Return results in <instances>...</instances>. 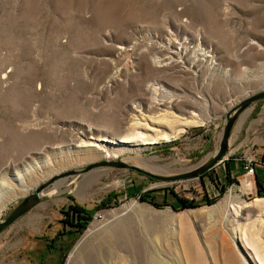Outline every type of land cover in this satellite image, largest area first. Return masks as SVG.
<instances>
[{"label": "rangeland", "instance_id": "374dc122", "mask_svg": "<svg viewBox=\"0 0 264 264\" xmlns=\"http://www.w3.org/2000/svg\"><path fill=\"white\" fill-rule=\"evenodd\" d=\"M263 86L264 0H0V220L105 157L84 142L111 139L109 159L166 176L196 166ZM193 113L174 139L141 143ZM217 166L213 180L100 167L57 182L0 234V264H264V196H238ZM72 206L92 211L82 230Z\"/></svg>", "mask_w": 264, "mask_h": 264}, {"label": "water", "instance_id": "95a60500", "mask_svg": "<svg viewBox=\"0 0 264 264\" xmlns=\"http://www.w3.org/2000/svg\"><path fill=\"white\" fill-rule=\"evenodd\" d=\"M263 100L264 86L256 91L250 92L247 96L240 99L231 108H229V110L225 114L224 123L221 127L220 138L217 145L213 148L212 152L208 154L196 166L177 174H173L170 176L162 175L146 170L139 165L128 162L127 160L109 159V157L106 156L101 160L90 162L83 167L73 168L51 175L46 181L39 183L35 187L33 192L23 197L21 201L8 213V215L3 220H0V234L33 207L55 193L57 182L67 181L70 177L84 175L96 168H124L137 171L156 180H185L203 176L206 172L212 170L215 166H217L229 152L231 137L236 123L239 122L242 116L251 108L253 104H256ZM209 139L210 141H212L211 137ZM97 142L102 144L114 143L111 139L105 140L104 138L98 140ZM236 243L239 246L240 250L244 251V248L241 246V244H239L238 240H236Z\"/></svg>", "mask_w": 264, "mask_h": 264}, {"label": "crops", "instance_id": "0c3cea01", "mask_svg": "<svg viewBox=\"0 0 264 264\" xmlns=\"http://www.w3.org/2000/svg\"><path fill=\"white\" fill-rule=\"evenodd\" d=\"M249 158L255 160L253 174H245L244 166ZM219 164L222 166L223 177L235 184L238 196H257L258 185L264 189V100L253 104L236 123L229 152ZM215 176L220 179L216 172ZM42 257L46 258L41 256L39 264L45 263H42Z\"/></svg>", "mask_w": 264, "mask_h": 264}, {"label": "bare ground", "instance_id": "6f19581e", "mask_svg": "<svg viewBox=\"0 0 264 264\" xmlns=\"http://www.w3.org/2000/svg\"><path fill=\"white\" fill-rule=\"evenodd\" d=\"M151 89H152V98H151V105L152 106L155 105L154 107H156V106L162 105L163 102H165V101L167 102V99H165L166 97L164 98V94H163L165 92L164 89H161V88L159 90H158V88H151ZM172 103H174L173 99H170V102H168V106H170ZM192 115L193 116L191 118H185V119L182 120L181 126L183 128L176 130L174 124L170 123L169 125H171V126H168V127L170 129H172V131H173L172 134H166V135H163L162 137L148 138V139L145 140V142H141V143H146L147 144V142H149V143L150 142H161V141H170V140L174 139L175 134H178L179 132L183 131V129L185 127H187L188 125H190V124L193 125L194 123L202 122V118H200L197 114L193 113ZM120 141H121V143L129 144V142L135 141V136L125 137V138L121 139ZM138 141H139V139H138ZM99 144L104 145L102 143H98L97 144L95 142L89 141V142H84V144L80 145V146H84L86 148H90V150L85 152L86 158L97 156L99 154H104L105 157L106 156H108V157L112 156L110 151H108L106 148H104L103 146H101ZM104 146H106V145H104ZM256 200H258V199H256ZM260 202H262V200ZM91 233H92V229H90L87 234H91Z\"/></svg>", "mask_w": 264, "mask_h": 264}, {"label": "trees", "instance_id": "16d2710c", "mask_svg": "<svg viewBox=\"0 0 264 264\" xmlns=\"http://www.w3.org/2000/svg\"><path fill=\"white\" fill-rule=\"evenodd\" d=\"M226 169H227V171H228V164L226 165ZM204 175H207L210 179H215V177H217V176H214V175H212V174H210V173H206V174H204ZM148 177V176H147ZM149 179H152V178H150V177H148ZM226 183H232V180H229V179H227L226 180ZM216 186H217V184H215ZM219 187V193L220 194H222L223 193V188L222 187H220V186H217V188ZM257 193H258V196H264V189H262L261 188V186L260 185H258V187H257ZM213 202V200H211V199H209V198H206V203H212ZM181 203H182V205H185V202H183V200H181ZM72 210H74V211H78V212H80L79 214H77L78 216H76V218L78 219L76 222H71V221H73V218H72V220H70V222H69V224L70 225H76L77 226V228H78V230L80 229V230H82V229H84L85 228V226L88 224V222H89V220L91 219V215H92V211L91 210H88V209H86V208H83V207H77L76 208V206L74 207V206H72ZM61 213H64L65 215H68L69 214V212L68 211H61ZM83 213V214H82ZM83 216V217H82ZM71 219V218H70ZM81 219H83V221L81 222L80 220ZM63 220H61V222H62Z\"/></svg>", "mask_w": 264, "mask_h": 264}, {"label": "built area", "instance_id": "2783aa9c", "mask_svg": "<svg viewBox=\"0 0 264 264\" xmlns=\"http://www.w3.org/2000/svg\"><path fill=\"white\" fill-rule=\"evenodd\" d=\"M254 163L255 160L252 158H249L244 166L245 168V174H253L254 172Z\"/></svg>", "mask_w": 264, "mask_h": 264}, {"label": "flooded vegetation", "instance_id": "af4514ba", "mask_svg": "<svg viewBox=\"0 0 264 264\" xmlns=\"http://www.w3.org/2000/svg\"><path fill=\"white\" fill-rule=\"evenodd\" d=\"M206 173H210V174L214 175V174L211 172V170H210V171H208V172H206ZM206 173H205V174H206ZM203 176H204V175H203ZM206 176H207V175H206Z\"/></svg>", "mask_w": 264, "mask_h": 264}]
</instances>
